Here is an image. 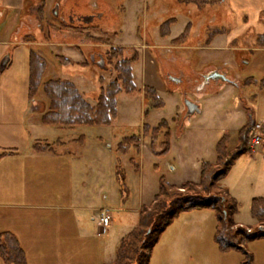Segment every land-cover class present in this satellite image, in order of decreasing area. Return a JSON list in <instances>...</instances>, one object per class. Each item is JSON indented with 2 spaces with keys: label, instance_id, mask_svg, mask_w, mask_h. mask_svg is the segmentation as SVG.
Listing matches in <instances>:
<instances>
[{
  "label": "rangeland",
  "instance_id": "1",
  "mask_svg": "<svg viewBox=\"0 0 264 264\" xmlns=\"http://www.w3.org/2000/svg\"><path fill=\"white\" fill-rule=\"evenodd\" d=\"M221 1L149 0L146 13L145 0H0V63L5 58L9 59L6 68L0 72V192L6 196L9 193L12 196L14 193L22 194L23 185L26 184L23 176L28 171L32 188L44 191L43 201L47 205L59 208L63 201L61 190L64 188H70L72 196L82 193L84 199L81 201H84L85 209L78 211L77 215L81 217L84 244L81 252L75 254L79 259L73 264H97L96 250L104 251L101 252L100 261L107 262L114 255L120 235L135 224V210L141 205L150 204L157 194L160 178L173 186L198 182L200 166H196L197 160L203 159L213 164L215 153L211 149L215 137L219 139L223 131L241 127L237 128L244 120L245 110H250V99L248 102L240 100L238 107L243 111L241 109V112L238 111L240 114H236L233 103L241 95L235 89L225 97L230 98L227 104L229 114L225 115L221 108L214 110L211 106L207 113L192 117L180 131L181 122L188 121L185 120L186 113L179 114L184 91L192 100H197L195 88L203 80L198 78L192 82L190 78H185L181 85H177L169 79L172 77L170 74L165 77L167 71L176 75L177 66L169 63L174 48L170 43L160 41V38H166L164 22H173L180 15L181 22H189L180 40L175 43L186 42L187 34L184 33L189 27H199L213 38L237 25V14L228 6V1ZM55 4L58 17L51 14ZM152 11L160 20L156 18L152 25H148L144 17ZM70 12L95 15L96 19L83 25L63 22V16ZM251 13L252 6L248 8L250 18ZM262 14L264 12L258 14V23L264 26ZM247 20L244 15L243 23ZM249 34L245 37H250ZM249 39L243 38L242 42L247 44ZM124 43L125 46H121ZM237 43L240 44L241 40ZM111 47L122 48L126 58L136 57L132 71L139 93L127 95L122 92L117 96V116L110 126L73 127L74 131L68 127L58 129L42 125L39 114L28 113L31 105L28 98L30 51L45 62L42 82L70 81L87 102L94 105L101 86L105 87L115 77L113 61L107 55ZM61 57L68 63L63 64ZM223 59L215 62L221 63ZM164 64L168 65V69L163 67ZM233 64L230 61L229 67L232 69ZM144 69L150 75H144ZM215 70L221 71L218 68ZM144 88L153 89L157 97L163 99L164 106L156 109L155 104L143 94ZM257 90L245 87L243 96ZM33 99L38 109L44 105L46 111L47 102L41 88ZM261 102H253L251 107L260 105L264 113V97ZM163 119L170 129L169 149L167 153L158 155L163 150L165 130L162 129L155 137L151 133L143 136L142 127L147 125L153 129ZM234 133L232 139L227 134L225 149L228 153H232L238 145ZM131 136L138 138V146H132L125 154L121 153L123 150L117 145ZM246 139L248 141V135ZM37 141L43 147L49 145L53 154L49 153L51 155L48 156L65 152L67 157H76L79 152V159L70 166L72 176L69 179L57 175L63 171L66 163L47 158L35 161L28 158L27 155L33 152L31 145ZM3 152L6 154L1 155ZM14 153L18 156L14 157ZM259 153L249 155L256 158ZM249 155L241 156V160L250 164L247 160ZM6 172H12V180L4 179ZM87 200L94 203L86 204ZM12 205L10 200L0 199V231L8 226L9 231L14 232V228L18 229L20 224L31 222L32 228L41 225L44 231L49 232L55 229L53 226L46 227L48 221L61 217L59 210H21ZM99 209L109 210L112 221L107 234L98 236L96 210ZM234 220L242 227L234 225L229 235L225 236L227 240L241 246L252 257V264H264V239L242 244V233H264V222L256 224L251 220L248 205L237 209ZM216 226L212 211L193 210L180 214L160 236L149 255L148 264H241L244 259L242 252L219 251L214 239ZM22 246L27 247L31 264L40 263L35 251L38 244H27L22 238ZM66 261V257L58 255L51 259V264H64ZM0 264H4L1 259Z\"/></svg>",
  "mask_w": 264,
  "mask_h": 264
},
{
  "label": "crops",
  "instance_id": "2",
  "mask_svg": "<svg viewBox=\"0 0 264 264\" xmlns=\"http://www.w3.org/2000/svg\"><path fill=\"white\" fill-rule=\"evenodd\" d=\"M148 1L149 0H145L146 13L148 11ZM227 1L228 6L237 14V25L231 30H228L225 33L216 34L213 38H210V34L205 30H201L199 27H189V29H186L187 31H185L184 33L185 35L187 34L185 39L186 42L175 43L174 40L182 36L185 30V26L189 23L187 20L181 22L180 15L178 17H175L176 20H174L170 25L169 35L165 39L160 38V41L162 43L165 44V42H168L174 48V53L169 58V63L177 66L176 75H172V73L167 71L165 72V77L168 74H170L172 77H176L179 80V82H175L177 83V85H181L184 82L185 78H190V80H194V82L197 81L198 78H202L203 80L202 83H199L195 88V98H197V100H192L184 91L185 94L183 95V106L181 107L179 114L181 115L182 113H186L184 104L185 100L194 103L198 108V112H195L192 116L185 119L188 120L186 121V123L181 122L179 128L180 131L182 130L183 126L189 123V120L192 117L197 115L199 116L204 112L207 113L211 106H213L212 108H214V110L217 107L221 108V110L226 113L225 115L229 114L230 110L228 109L227 104L230 98L225 99V97L227 94H231V91L236 89L240 92L239 94L241 96L237 98L238 100H236V102L234 100L233 108L237 110L235 113L239 115L240 113L238 111L241 112L242 108L238 107V105H240V100H243V102H248V99H250V102L248 103L250 104L255 124L258 123L262 125L261 129L264 134V119L261 118L264 117L263 110L261 109L262 107L260 105L258 107L256 106V108L251 107L253 102H257L259 100L260 102L262 101V97H264L262 95H264V92L257 90V92H251L243 96L245 87H248L243 85V82L246 78H252L255 80L264 79V48H259L256 44V37L264 35V26L258 23V14L260 12H264V0H222L221 3H225ZM251 6L252 13L250 18V16L248 15V8ZM244 15L247 16L248 19L246 23H243ZM147 16L152 17L147 18ZM156 18L159 19V16H154L152 11L150 15L145 14L144 22L148 25H152V21L156 20ZM247 34H249L250 37H245V35ZM134 35H132V38L133 40H136V38H134ZM243 38H250L249 41H246L247 44L242 42ZM238 40H241L240 44L237 43ZM121 46H125V43ZM234 52L235 55L233 56ZM221 58H224L221 63L215 62V60ZM230 61H233L234 63L233 69L229 67ZM169 63L168 65L170 69L171 65ZM168 65L164 64L163 67L165 69H168ZM216 68L221 70L217 71L218 73L224 75L228 79V82L215 81L213 79L206 80V76L216 71ZM143 74L150 75V72L144 69ZM158 98L163 101L161 97L158 96ZM30 103L31 105L28 109V113L39 114L41 117V115L45 112V106L43 105L41 109H38L36 100L34 99H32ZM243 115L244 120H242V122L238 124L237 128L242 126V124H244L245 122V113ZM259 117L261 119H259ZM33 120H35V118ZM72 129L70 130L74 131V128ZM230 131L231 130L228 129L223 131L220 134V138L223 134H229L230 138L232 139L233 132H235L234 134L236 136L238 129H234L231 132ZM215 138L216 139H214L211 151L214 150L215 144L220 139H218V137ZM72 140L76 141V139ZM34 143L31 145V150H33V152L27 155L30 160L35 161L36 159L42 158H44L45 160L47 158V160L61 161V163L66 164L63 167V171L58 172L57 175L61 178H64L65 180L69 179L70 176H72V170L70 166L72 165L73 161L79 159L77 158V156H79V152L76 157H67V153L65 152L58 155L56 154L48 156L51 155L49 153H52L51 148L46 152L36 151L33 148ZM259 152L260 153L256 155V158H253V156L249 155V153L243 155H249L247 160L251 162L250 164L243 162V160H241V157L238 158L234 162L228 175L220 183L221 187L226 188L230 196L236 201V203L238 204V208L244 205H248L249 207L251 201L254 199H264V143ZM68 154L70 153L68 152ZM15 155L18 156L14 153V157H16ZM200 160H197L196 162V166L198 167L200 166L199 164L201 162H211L204 161L203 159ZM58 164H60V162ZM29 174L30 173L26 171L25 176H23V178L26 180V184L23 185L24 192L22 194L14 193V196H12V193H9L7 195H11L12 197L9 196L8 198V196L0 192V199L10 200L14 204L12 205V207H14L15 209L23 210L31 208L42 210H59L61 212V214H59L61 215L59 220L50 219L48 221V224L46 225V227L53 226L55 230L46 232V230L44 231V226L41 225L37 228H32L30 222L29 224H20V227L18 229L14 228V232L12 231L14 234L10 232L9 227L5 225V227H2V230L4 231L0 232H10L17 238L22 250L24 251L26 264L31 263L28 257L29 255L27 247L22 246V238L27 244H38L40 246H38L35 251L39 256L38 260L41 261L40 263L37 262L36 264H51V259L57 258L58 255H62L63 258H67V261L64 264H73L74 262H76V260L79 259L75 254L77 252H81L80 249H82L81 247L84 244V237L81 228V217L77 215L78 211H82L85 209L83 204L84 201H81V199H84V196L80 192L77 194L74 193V196H72L70 188H64L61 190V197L63 201L60 207L58 208L55 205H47L45 204V201H43L45 198V195L43 194L44 191L32 188L31 177L29 176ZM12 175V172H6L4 173V179L12 180ZM96 175H98V172L96 173ZM96 177L98 178V176ZM85 203L93 204L94 202L93 200H87L85 201ZM148 205L149 204L141 205L135 210L137 212L136 214L138 215L141 209ZM99 210H96V218L98 217ZM137 215L135 224L137 221ZM234 216H236V214ZM234 216L233 221L235 223ZM251 220L256 224L258 223V221L252 217ZM135 224L132 225L131 229H129L126 233L120 235L116 248L118 247L120 240L134 228ZM235 225L242 227V225L238 223H235ZM247 227L251 226L248 225ZM41 228H43V230ZM97 235L99 236L98 232ZM30 249L32 250L31 247ZM100 251L102 252L103 250ZM101 252H99V250H96L95 252V262H97V264H109L114 260L115 252L113 257H111L107 262H101Z\"/></svg>",
  "mask_w": 264,
  "mask_h": 264
},
{
  "label": "trees",
  "instance_id": "3",
  "mask_svg": "<svg viewBox=\"0 0 264 264\" xmlns=\"http://www.w3.org/2000/svg\"><path fill=\"white\" fill-rule=\"evenodd\" d=\"M75 14L72 13L73 17ZM264 19V14H262ZM87 23L86 21L84 22ZM173 22H164L165 35H169V27ZM71 24V23H70ZM181 37V36H180ZM180 37L174 41L178 42ZM256 44L264 48V35L256 37ZM107 55L112 62L115 77L100 89L95 104L91 105L76 86L67 80H47L42 82L45 72V62L33 52L28 54V98L36 97L41 91L47 102V109L40 117V123L44 126L61 128L110 126L117 116V96L120 93L133 95L139 93L134 78L132 65L137 62L136 57L126 58L122 48L111 47ZM63 64L68 61L60 58ZM244 86L256 87L264 92V79L255 80L246 78ZM143 94L149 101L155 104V108H162L164 103L157 97L153 89L144 88ZM248 112V113H247ZM245 122L237 131V147L232 153L226 151L225 143L228 135L223 134L214 147L215 162H201L198 182H185L179 186L165 183L160 178L157 194L152 202L141 209L137 215L134 228L125 235L115 250L114 260L109 264H148L149 255L160 236L171 223L182 213L193 210H209L216 217L217 226L215 242L220 252L239 251L244 254L241 264H252V257L243 251L241 246L232 244L225 237L235 225L233 216L237 213L238 204L230 196L228 190L221 187V181L228 175L234 162L247 152V135L254 126L255 120L251 108L245 110ZM164 129L163 150L158 153L165 154L169 149V128L163 119L159 124L150 129L147 125L142 127L143 136L151 133L153 137ZM138 138L135 136L124 138L117 146L126 153L132 146H138ZM34 150L45 152V147L36 142ZM50 150V149H49ZM6 154L3 152L1 155ZM183 191V192H182ZM250 215L259 224L264 222V199H254L250 204ZM241 232V231H240ZM239 232V233H240ZM242 233V232H241ZM243 235V245L264 239V233L252 232ZM238 235V234H237ZM0 259L4 264H26V257L17 238L10 232H0Z\"/></svg>",
  "mask_w": 264,
  "mask_h": 264
},
{
  "label": "built area",
  "instance_id": "4",
  "mask_svg": "<svg viewBox=\"0 0 264 264\" xmlns=\"http://www.w3.org/2000/svg\"><path fill=\"white\" fill-rule=\"evenodd\" d=\"M261 124H254L248 133L247 149L248 153H257L263 146L264 135ZM98 234H105L112 221L111 212L107 209H101L98 213Z\"/></svg>",
  "mask_w": 264,
  "mask_h": 264
},
{
  "label": "water",
  "instance_id": "5",
  "mask_svg": "<svg viewBox=\"0 0 264 264\" xmlns=\"http://www.w3.org/2000/svg\"><path fill=\"white\" fill-rule=\"evenodd\" d=\"M51 14L54 17H58V9H57L56 4L52 9ZM84 22H85V20H84ZM8 63H9V59H7V58H5L4 60L1 61L0 72H2L6 68ZM169 79L172 82H179V80L177 78L169 77ZM209 79H213L215 81H221V82H228V79L224 75H222L218 72H213L210 75L206 76V80H209ZM184 104H185V108H186V114H185L186 118L192 116L195 112H198V108L194 103H192L188 100H185Z\"/></svg>",
  "mask_w": 264,
  "mask_h": 264
},
{
  "label": "flooded vegetation",
  "instance_id": "6",
  "mask_svg": "<svg viewBox=\"0 0 264 264\" xmlns=\"http://www.w3.org/2000/svg\"><path fill=\"white\" fill-rule=\"evenodd\" d=\"M71 14H72L71 12L70 13H66L63 16V18H62L63 22L71 23V24L83 25L84 24V20L87 22V24H89L90 22H92V21H94L96 19L95 15H91V14L86 15V16L75 14L73 17L71 16Z\"/></svg>",
  "mask_w": 264,
  "mask_h": 264
}]
</instances>
